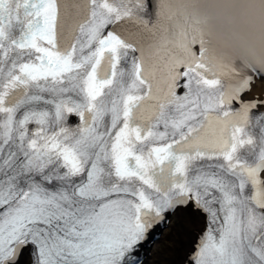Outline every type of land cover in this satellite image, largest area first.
<instances>
[{"label": "snow or ice", "instance_id": "snow-or-ice-1", "mask_svg": "<svg viewBox=\"0 0 264 264\" xmlns=\"http://www.w3.org/2000/svg\"><path fill=\"white\" fill-rule=\"evenodd\" d=\"M178 212L187 264H264V0H0V264H140Z\"/></svg>", "mask_w": 264, "mask_h": 264}, {"label": "bare ground", "instance_id": "bare-ground-1", "mask_svg": "<svg viewBox=\"0 0 264 264\" xmlns=\"http://www.w3.org/2000/svg\"><path fill=\"white\" fill-rule=\"evenodd\" d=\"M260 84L258 81L256 91ZM165 221L155 228L158 236L153 243L143 247L142 264H187V256L203 227V219L188 212H178Z\"/></svg>", "mask_w": 264, "mask_h": 264}]
</instances>
